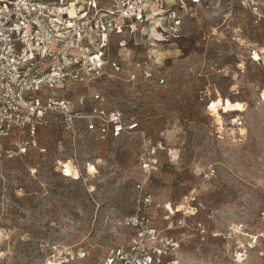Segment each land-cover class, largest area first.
I'll list each match as a JSON object with an SVG mask.
<instances>
[{"label": "rangeland", "instance_id": "374dc122", "mask_svg": "<svg viewBox=\"0 0 264 264\" xmlns=\"http://www.w3.org/2000/svg\"><path fill=\"white\" fill-rule=\"evenodd\" d=\"M183 33L175 44L122 33L129 65L53 91L71 100L101 91L149 143L138 134L101 139L48 113L34 135L45 152L0 159V264H99L131 232L118 221L134 210L138 181L152 195L154 223H172L181 239L180 264H264V57L248 55L264 44V19L222 1L187 18ZM137 64L166 84L128 80ZM221 103L228 112L218 113ZM147 151L158 159L150 174L141 168Z\"/></svg>", "mask_w": 264, "mask_h": 264}, {"label": "built area", "instance_id": "2783aa9c", "mask_svg": "<svg viewBox=\"0 0 264 264\" xmlns=\"http://www.w3.org/2000/svg\"><path fill=\"white\" fill-rule=\"evenodd\" d=\"M222 1L238 3L255 19H264V0H0V159L25 155L32 146L45 152L34 135L50 112L71 125L80 123L85 132L101 139L138 134L149 143L139 121L109 108L101 91L78 93L74 100L55 97L53 91L68 83H88L105 69L118 72L129 65V39L122 33L139 31L154 41L175 44L184 34L187 18ZM118 34L114 56L110 45ZM248 55L253 61L262 60L264 44H251ZM137 67H141L139 75L132 72L128 80L166 84L163 76L153 77L148 65ZM239 115L231 118L237 125ZM12 136L18 140L8 146ZM147 152L141 168L150 174L157 169L158 159L153 151ZM64 165L63 174L70 176ZM134 191V210L118 221L131 232L99 264H180L181 239L168 232L172 223H154L149 213L153 198L143 182L135 183Z\"/></svg>", "mask_w": 264, "mask_h": 264}, {"label": "bare ground", "instance_id": "6f19581e", "mask_svg": "<svg viewBox=\"0 0 264 264\" xmlns=\"http://www.w3.org/2000/svg\"><path fill=\"white\" fill-rule=\"evenodd\" d=\"M261 96H262V100L264 101V89H263V92L261 93ZM225 100L226 99H222L221 101H223V102H225ZM222 104V103H221ZM224 106H226L225 104H222L221 106H220V108H218V110L220 109V110H222V112H228V111H226L225 110V107ZM217 110V111H218ZM212 112H214L213 113V115H214V117H215V119L218 121V122H220V118H219V116H218V114H216V112L215 111H212ZM238 112V111H237ZM241 132V131H240ZM242 133V132H241ZM65 166V165H64ZM68 169H70V170H72V171H74V167H69ZM65 171L67 172V173H69L70 174V172L65 168ZM71 175V174H70ZM178 210V209H177ZM168 211H170V210H168ZM171 212H174V211H171ZM242 254V253H241ZM240 257V256H239ZM241 258V257H240Z\"/></svg>", "mask_w": 264, "mask_h": 264}]
</instances>
